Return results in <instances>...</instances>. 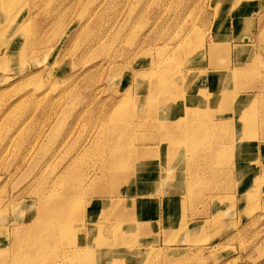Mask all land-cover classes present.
Returning <instances> with one entry per match:
<instances>
[{
    "label": "rangeland",
    "instance_id": "1",
    "mask_svg": "<svg viewBox=\"0 0 264 264\" xmlns=\"http://www.w3.org/2000/svg\"><path fill=\"white\" fill-rule=\"evenodd\" d=\"M66 184L46 263L264 264V0H0V261Z\"/></svg>",
    "mask_w": 264,
    "mask_h": 264
},
{
    "label": "bare ground",
    "instance_id": "2",
    "mask_svg": "<svg viewBox=\"0 0 264 264\" xmlns=\"http://www.w3.org/2000/svg\"><path fill=\"white\" fill-rule=\"evenodd\" d=\"M259 5H261V4H259ZM260 7V6H259ZM23 52V51H22ZM164 85H166V82H164ZM164 88V87H163ZM159 90H161V88L159 89ZM164 90V89H163ZM157 92V91H156ZM160 94H158V96H159ZM166 95V94H165ZM160 96H162V95H160ZM144 97V96H143ZM131 98V97H130ZM222 98V97H221ZM156 99H158V98H156ZM149 100V99H148ZM222 100H223V98H222ZM126 100H124L123 101V103L125 102ZM146 101V100H145ZM128 102V101H127ZM218 102V101H217ZM122 103V104H123ZM200 103V102H199ZM198 103V104H199ZM210 103V102H209ZM221 104V103H220ZM219 104V105H220ZM210 105V104H209ZM225 106H226V104H225ZM216 107V106H215ZM253 107H254V104H253ZM252 106H251V108L250 109H252L253 108ZM224 109H225V107H224ZM245 109H247V108H245ZM244 109V110H245ZM254 110V109H253ZM252 110V111H253ZM223 111V110H222ZM226 110H224V112H225ZM247 111V110H246ZM251 111V112H252ZM193 112V111H192ZM254 112V111H253ZM244 113V112H243ZM247 113H248V111H247ZM250 113V112H249ZM253 114V113H252ZM246 115V114H245ZM111 118V117H110ZM250 118H251V116H250ZM235 119H237V118H235ZM238 119H242V118H240V117H238ZM245 119V118H244ZM183 120V119H182ZM220 120V119H219ZM218 120V121H219ZM223 120V119H222ZM247 121H248V118L246 119ZM217 121V120H216ZM112 122H114L113 123V125H116L117 123V121L114 119V120H112ZM220 122V121H219ZM247 123H250V121H248ZM247 123H246V125H247ZM119 124V123H118ZM242 124V123H241ZM240 124V125H241ZM244 124V123H243ZM242 124V125H243ZM245 125V126H246ZM251 125V124H250ZM183 127V126H182ZM249 127V126H248ZM242 128V127H241ZM176 129H177V131H180L181 130V128H180V126L179 127H176ZM245 131H247V130H245ZM248 132V131H247ZM180 134V133H179ZM174 135H177V134H174ZM181 135V137H182V134H180ZM175 137V136H174ZM117 139H118V137L115 135L114 137H113V140L114 141H117ZM190 139H196V137L194 136V135H192L191 137H190ZM235 139H237V138H235ZM159 140V139H158ZM162 140H163V138H162ZM161 140V141H162ZM182 142V141H181ZM114 146H115V144H113ZM173 145V144H172ZM114 146L112 147V149L110 150V159L112 160V163L113 164H115L116 162L118 163L119 161L116 159L117 157H116V151L114 152ZM167 146V145H166ZM157 147V146H156ZM131 153L130 152H127L126 153V156H131L130 155ZM118 167H116L115 165H113L112 166V169L113 170H116ZM110 173V172H109ZM128 173V172H127ZM118 174V173H117ZM113 175V174H112ZM115 175V174H114ZM113 175V176H114ZM119 175V174H118ZM111 176V175H110ZM122 176H123V174H122ZM115 177V176H114ZM117 177V176H116ZM124 177V176H123ZM113 179H115V178H113ZM118 180V179H117ZM62 181V180H61ZM64 181V180H63ZM121 181V180H120ZM66 181H64V183H65ZM111 182V181H110ZM53 183V182H52ZM53 185V184H52ZM55 185V184H54ZM53 185V186H54ZM64 186V185H63ZM65 187V186H64ZM50 188V187H49ZM48 190H50V189H48ZM52 191H53V189H52ZM52 193H54V192H52ZM42 194V193H41ZM41 194H40V196H41ZM44 194V193H43ZM51 196H52V194H51ZM41 198V197H40ZM43 198V197H42ZM50 198V197H49ZM54 199L52 200V202H50V207H49V213H47V211H46V215L47 214H49V218L46 220V216H45V213L41 216H37V218L38 219H36V220H38V222H42L43 223V227H41V228H33L34 227V225L33 226H31V228H28V229H22V232H21V234L20 235H18V236H20V237H18L17 236V239L20 241V240H22L24 237H29V238H27V239H24L22 242H19L18 244H16V248L17 249H19V252L20 253H18L17 255L15 254V256H13L12 255V257L11 258H9V260H7V261H0V264H49V263H46L45 261V258L47 257L46 255H45V250H43L42 249V247H40V249H39V251L38 250H36V246H37V244H39L42 240H44V239H49V238H53L54 237V235H50V227L49 226H51L52 227V225H53V222H52V220L55 218V216H59L60 217V219L61 220H64V219H66V218H69V217H71V216H67L66 217V207L69 205V203H72V202H74L75 200H76V193H75V188L73 187V186H71V184L69 185V184H66V189H65V191L64 192H61L60 194H56L55 193V195H54V197H53ZM38 202H39V200H38ZM40 203V202H39ZM49 205V204H48ZM47 208V207H46ZM46 210V209H45ZM44 210V211H45ZM20 213H22V212H20ZM42 213V212H41ZM50 219V220H49ZM20 222L22 221V220H19ZM15 222H16V220H15ZM37 222V223H38ZM20 225V224H19ZM21 226V225H20ZM17 227H19V226H17ZM14 228V227H13ZM12 228V229H13ZM20 230V229H19ZM52 230V229H51ZM17 232V231H16ZM56 233H60L59 234V240H62L63 238H64V235L66 234V232L63 230L62 232L61 231H59V230H55V232H54V234H56ZM38 234V235H37ZM34 236V237H32V236ZM17 240V241H18ZM1 242H2V240H1ZM9 245V244H8ZM67 245V244H66ZM47 247V246H46ZM64 247V246H63ZM48 248V247H47ZM77 248H79V247H77ZM49 249V248H48ZM51 250H54V248L53 249H51ZM13 251V250H12ZM16 251V250H15ZM74 251V250H73ZM83 251H85V250H83ZM47 252H49V251H47ZM15 253V252H14ZM68 253V252H67ZM84 253V252H83ZM64 255V254H63ZM82 255V254H81ZM9 257V256H8ZM73 258H74V256H72ZM48 258V257H47ZM6 259H7V257H6ZM60 260V259H59ZM81 260V259H80ZM59 262V261H58ZM61 264V263H60Z\"/></svg>",
    "mask_w": 264,
    "mask_h": 264
}]
</instances>
